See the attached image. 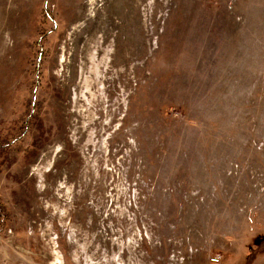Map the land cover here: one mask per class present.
Segmentation results:
<instances>
[{
    "label": "rangeland",
    "instance_id": "rangeland-1",
    "mask_svg": "<svg viewBox=\"0 0 264 264\" xmlns=\"http://www.w3.org/2000/svg\"><path fill=\"white\" fill-rule=\"evenodd\" d=\"M0 264H264V0H0Z\"/></svg>",
    "mask_w": 264,
    "mask_h": 264
}]
</instances>
